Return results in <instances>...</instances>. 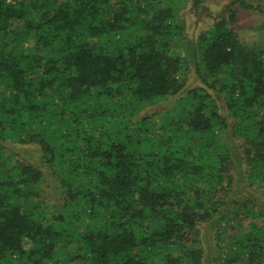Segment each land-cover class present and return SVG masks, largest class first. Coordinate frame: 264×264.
I'll return each instance as SVG.
<instances>
[{
    "label": "trees",
    "instance_id": "trees-1",
    "mask_svg": "<svg viewBox=\"0 0 264 264\" xmlns=\"http://www.w3.org/2000/svg\"><path fill=\"white\" fill-rule=\"evenodd\" d=\"M262 1L198 36L185 90L206 0H0V264H204L210 223L264 264V46L236 28Z\"/></svg>",
    "mask_w": 264,
    "mask_h": 264
},
{
    "label": "rangeland",
    "instance_id": "rangeland-1",
    "mask_svg": "<svg viewBox=\"0 0 264 264\" xmlns=\"http://www.w3.org/2000/svg\"><path fill=\"white\" fill-rule=\"evenodd\" d=\"M234 0H206L208 10L206 12H196L193 7L187 6L182 10V17L185 20V35L178 48V54L188 61L186 71L185 90L200 84V80L195 71L196 40L198 36L212 25L214 18L225 13ZM264 2V0L262 1ZM239 22L236 25L238 34L242 40L250 44L264 46V12L252 9H240ZM170 100L161 101L149 109H156L167 106ZM22 157L28 158L34 163L41 164V155L35 146L16 147ZM217 226L214 224H205L201 228L200 240L204 250V264H223V250L219 245L227 242V234L232 233L233 229L229 228L227 233L222 232L221 236L217 235ZM222 250V251H221ZM221 251V252H220ZM221 254V255H220ZM75 264V263H65Z\"/></svg>",
    "mask_w": 264,
    "mask_h": 264
}]
</instances>
